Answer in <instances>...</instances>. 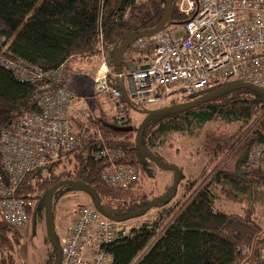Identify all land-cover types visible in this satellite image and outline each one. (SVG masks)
Wrapping results in <instances>:
<instances>
[{"label": "trees", "instance_id": "1", "mask_svg": "<svg viewBox=\"0 0 264 264\" xmlns=\"http://www.w3.org/2000/svg\"><path fill=\"white\" fill-rule=\"evenodd\" d=\"M176 1L173 0L169 26L172 31L181 28L185 21ZM164 5L165 0H0V55L44 73L54 72L67 63L66 88L78 96L89 97L83 107V118L80 110L73 115L82 147L72 160L66 161L67 165L74 162L72 172L58 174L59 165L47 171L31 172L20 181L13 194L14 199L33 203L28 212L29 220L38 205L42 204L44 209L47 191L65 180L90 186L102 208L117 218L140 211L158 198L149 199L134 190L140 185L139 176L126 190L111 188L102 182L104 164L92 158L95 151H124L121 163L131 166L137 175H147L143 162L148 160L136 147L139 126H134L129 112L132 108L125 102L123 106L111 107L103 98H93L92 93L99 66L100 33L104 46H113L130 32L150 30L160 22ZM124 60L127 65L137 67L140 56L129 52ZM109 67L113 74L112 64ZM230 83L216 80L211 91ZM109 84L118 88L115 77L109 76ZM39 88L40 83L19 79L0 66V138L12 122L38 112ZM203 95L174 94L161 107L186 103ZM131 104L139 110L161 108ZM263 116L264 97L250 90H237L186 112L153 118L141 137L142 146L152 154L170 133L191 134L216 122L223 128L237 125L238 129L231 135L213 131L203 134L202 144L197 149L205 161L200 176L183 186L182 196L176 202L172 203L174 197L152 208L159 209L154 219L131 228L125 236L119 232L112 244L104 246L111 264H264V228L256 219V206L261 204L264 191V172L245 169L244 160L241 161L248 149L264 144ZM254 124L250 131L248 126ZM116 127L132 130L118 132ZM180 172L181 183V168ZM207 173L206 179H202ZM0 177L8 186L9 177L2 166L1 155ZM171 186L161 196L167 194ZM218 197L245 204L244 213L227 214L216 210ZM125 224L121 226L126 230ZM24 228L16 229L0 216V264H16L14 251L22 242L19 231ZM54 260L55 251L49 243L44 264H53Z\"/></svg>", "mask_w": 264, "mask_h": 264}, {"label": "built area", "instance_id": "2", "mask_svg": "<svg viewBox=\"0 0 264 264\" xmlns=\"http://www.w3.org/2000/svg\"><path fill=\"white\" fill-rule=\"evenodd\" d=\"M176 5L185 17L180 36L168 27L130 47L129 52L140 56L137 70L124 74L131 103L159 105L171 91L185 97L206 94L216 80L248 83L264 90V0H177ZM99 42L92 97L103 98L111 107L123 106L121 91L109 84V76L115 77L108 64L113 46H104L101 33ZM0 66L19 79L40 83L38 112L12 122L0 138L2 166L9 177L8 186L0 177V216L22 230L33 203L14 199L13 194L27 174L61 165L81 149L73 115L76 110L82 112L87 98L66 88L67 63L44 73L0 55ZM142 66L146 69L140 70ZM245 153L243 167L264 172V144ZM92 158L103 161L101 180L108 187L126 190L138 180L136 170L121 163L125 158L122 150L95 151ZM71 213L72 224L60 242L59 264H111L104 246L130 229L106 219L91 206L74 207Z\"/></svg>", "mask_w": 264, "mask_h": 264}, {"label": "rangeland", "instance_id": "3", "mask_svg": "<svg viewBox=\"0 0 264 264\" xmlns=\"http://www.w3.org/2000/svg\"><path fill=\"white\" fill-rule=\"evenodd\" d=\"M177 36L181 35V29L178 28L173 31ZM124 87L128 90V84L125 80ZM178 95L179 92L171 91L165 95V100L159 105L165 104L169 96ZM89 99V97H87ZM108 107V106H107ZM106 108V107H105ZM162 108V107H161ZM80 110V109H79ZM83 111V110H82ZM134 126H139L143 120L142 116L134 110H129ZM82 113V112H81ZM83 116V113L81 114ZM264 117V116H263ZM256 124L249 125L248 128L252 131ZM238 129L237 125H228L222 127L218 122L205 125L202 129L196 130L193 133H170L163 139V143L159 147L154 148L153 152L157 154L161 161L167 165H174L183 171V180L179 184L176 196L173 202L182 196L183 186L192 178L199 177L205 161L197 153V149L201 146L203 141V134L207 131H213L216 134L231 135ZM72 160V159H71ZM67 165L66 162L56 168V172L68 173L73 170V161ZM145 169L148 171L147 175H139L140 185L134 190L144 193L149 199L161 196L168 187L173 183L174 177L171 171H160L154 164L149 161L143 162ZM137 172V171H136ZM207 174H204L202 179H206ZM93 205L92 198L84 193L79 192L70 187L64 186L57 190L53 198L52 217L54 223L53 235L55 240L60 244L63 235L66 233L73 221L71 213L72 208L81 206ZM215 208L218 211L227 214H243L246 208L245 204H234L226 201L222 197H218L215 202ZM256 219L258 224L264 228V191L262 193V202L256 206ZM159 209H151L144 216L132 219L126 222V228H134L139 226L145 221H150L156 217ZM44 209L42 204L38 205L35 215L32 214L29 222L23 231H19L22 235V242L15 249L16 264H44L46 259L47 250H49V243L46 236L44 224ZM34 217V218H33ZM160 234V233H159ZM158 234V235H159Z\"/></svg>", "mask_w": 264, "mask_h": 264}, {"label": "water", "instance_id": "4", "mask_svg": "<svg viewBox=\"0 0 264 264\" xmlns=\"http://www.w3.org/2000/svg\"><path fill=\"white\" fill-rule=\"evenodd\" d=\"M172 11H173V0H165V5L163 9V14L161 17L160 22L152 29L142 31V32H130L123 36L119 41H117L113 47L112 50L109 53L108 57V64H112V67L114 69V73L116 75V83L122 92L124 101L127 105H129L132 110L135 112L144 115V119L139 125L137 129V135H136V147L138 150V153L143 156L145 159H147L149 162L153 163L159 170L161 171H171L173 172V183L171 186V190L155 200L151 201L149 204H147L142 210L131 213L125 217L117 218L113 217L110 214H108L101 206L99 198L95 191L88 185L80 184L73 182L71 180H65L61 181L55 186H53L51 189H49L46 193L45 199H44V219H45V230H46V236L48 242L51 244L55 251V260L53 264H59L61 259V250H60V244L55 240L53 235L54 230V224L52 222V216H51V203L52 198L56 190H58L61 187L69 186L76 190H79L81 192H84L86 194H89L93 200V206L96 209L97 212L100 213L103 217L106 219L116 222V223H124L128 222L132 219H136L139 217L144 216L148 211H150L152 208L156 207L159 204H162L164 202H169L172 200L177 192L178 185L181 180V172L180 169L174 165H167L164 162H162L155 154H152L144 149L141 143V137L142 133L147 126V124L156 117L164 116V115H174L179 114L182 112H186L190 109L196 108L197 106L207 103L211 100L218 99L221 96L230 94L237 90H250L255 92L256 94L264 97V90L259 89L251 84L248 83H242V82H232L230 84H227L225 86H222L220 88H217L211 92H208L204 94L203 96L191 100L186 103L176 104L172 106H167L163 108L158 109H151V110H139L133 107L131 102L127 98V94L125 92V89L123 87L124 78L123 73L124 72H134L137 70V67L134 65H127L125 62V56L130 50V47L134 44L135 41L141 39V38H150L153 37L165 29H167L171 24V17H172ZM140 70L146 69V66H142L139 68ZM118 132H128L131 131L132 128H114ZM246 157V153L241 158V161L244 160Z\"/></svg>", "mask_w": 264, "mask_h": 264}, {"label": "bare ground", "instance_id": "5", "mask_svg": "<svg viewBox=\"0 0 264 264\" xmlns=\"http://www.w3.org/2000/svg\"><path fill=\"white\" fill-rule=\"evenodd\" d=\"M125 72L123 73V78H124V81H125V76H124ZM115 78H116V75H115ZM119 88V87H118ZM120 90V89H119ZM122 93V92H121ZM127 94V93H126ZM128 98V97H127ZM124 99V98H123ZM129 100V99H128ZM125 102V101H124Z\"/></svg>", "mask_w": 264, "mask_h": 264}, {"label": "flooded vegetation", "instance_id": "6", "mask_svg": "<svg viewBox=\"0 0 264 264\" xmlns=\"http://www.w3.org/2000/svg\"><path fill=\"white\" fill-rule=\"evenodd\" d=\"M162 108H163V107H162ZM157 109H158V108H157ZM140 115H141V116H142V118L144 119V117H145V116H144V115H142V114H140ZM142 121H143V120H142ZM150 163H151V162H150ZM152 164H153V163H152Z\"/></svg>", "mask_w": 264, "mask_h": 264}, {"label": "crops", "instance_id": "7", "mask_svg": "<svg viewBox=\"0 0 264 264\" xmlns=\"http://www.w3.org/2000/svg\"><path fill=\"white\" fill-rule=\"evenodd\" d=\"M124 82H125V81H124ZM123 87H124V83H123ZM124 89H125V87H124ZM127 91H128V90L125 89V92H126V93H127ZM99 99H100V98H99Z\"/></svg>", "mask_w": 264, "mask_h": 264}]
</instances>
